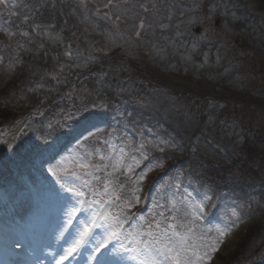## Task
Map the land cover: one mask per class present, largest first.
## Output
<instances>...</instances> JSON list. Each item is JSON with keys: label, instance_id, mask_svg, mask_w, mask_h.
<instances>
[{"label": "rangeland", "instance_id": "obj_1", "mask_svg": "<svg viewBox=\"0 0 264 264\" xmlns=\"http://www.w3.org/2000/svg\"><path fill=\"white\" fill-rule=\"evenodd\" d=\"M18 2L0 0V67L6 61L4 51L9 53L7 57L21 58L25 48L43 50V55L53 57L47 62L53 64L52 70L56 68L51 75L55 88L48 86L46 99L42 96L39 107L22 121L10 120L6 107H0V224L9 225L4 194L16 192V202L25 193L32 199L45 198L50 224L41 231L37 228L35 234L45 236L37 241L50 242L55 250L40 246L43 251L35 256L36 264L43 260L53 264L65 256L66 261H76L82 249H86V260L81 264H98L97 258L105 264H125V257L141 264L142 257L136 252L120 247L135 248L129 239L122 235L118 240H106L112 229L99 216L97 223L105 226L96 228L89 243L77 252L68 254L67 250L93 212L118 217L123 223L121 232L127 235L138 231L140 216L151 219L153 213L156 219L162 212L186 223L193 219L186 215L191 211L188 205L199 203L203 205L199 210L202 219L196 221L194 231L203 236L200 243L208 246L199 250L200 255H208L198 264H226L245 243L251 225L264 221V205L258 206L264 202V10L258 2L43 0L50 6L59 4L64 21L59 26L35 24L31 30L25 24L28 14L21 25L14 17L11 20L21 13ZM79 23L85 27L83 31L77 28ZM198 27L200 33H196ZM238 38L242 47L236 43ZM99 67L109 71L100 74ZM90 76L98 77L96 87L84 89L81 84ZM4 80L0 68V85ZM105 87H112V96L103 94ZM83 92L92 98L88 110L93 117H76L79 122L73 119L63 124L74 106L72 101ZM59 94L65 98L60 101L64 108L47 116L44 101ZM108 104L112 108L107 109ZM100 108L105 115L98 113ZM127 113L148 122L129 124ZM167 130L171 133L165 134ZM184 130L195 133L190 136L199 144L200 156L219 165L221 174L226 172L217 188L200 180L207 168L191 167L180 157L173 159L179 146L184 145L176 155L183 156L186 149L187 144L177 135ZM121 151L124 164L114 169ZM101 156L111 159L101 160ZM62 158H87L98 165L100 170L94 175L99 180L85 177L91 180V190L100 193L110 181L109 193L115 189L120 200L101 209L90 202L108 196H94L83 187L79 190L86 193L84 197L65 191V187L79 186L80 181L58 179L64 175L58 167ZM65 166L72 167L69 163L61 167ZM123 201L133 206L123 207ZM217 227L227 230L222 242L217 240ZM27 231L19 236L23 245L29 242L31 233ZM254 234L250 233L252 239ZM62 239L65 243L61 245ZM100 245L103 247L95 251ZM36 246L34 249L40 248ZM212 247L217 250L211 251ZM247 255L250 258L261 252ZM258 264H264V259Z\"/></svg>", "mask_w": 264, "mask_h": 264}, {"label": "trees", "instance_id": "obj_2", "mask_svg": "<svg viewBox=\"0 0 264 264\" xmlns=\"http://www.w3.org/2000/svg\"><path fill=\"white\" fill-rule=\"evenodd\" d=\"M43 0H19V6L22 8H18V10L21 12H17V15L12 16L11 20L13 21V17L15 20L19 21V24L23 23L24 20L23 17H25L24 14H28L27 22L25 24L29 26V29L31 30L32 27L37 24L39 27H45V25L48 24H57L59 26L62 21H64V16L61 12V8L59 4L52 3V5L45 4V2H42ZM40 6V8H37ZM25 9L26 11H23ZM30 10L29 13L27 11ZM62 14V15H61ZM63 16V17H62ZM49 18V19H48ZM67 24L73 25L70 20L66 21ZM11 24H13L11 22ZM77 28L80 30H84L85 27L79 23L77 24ZM80 32V31H79ZM65 34H68V32L65 31ZM81 34V32H80ZM66 37V36H64ZM30 49L25 48L24 52H22L21 58L19 57H7L8 54L6 51L3 52V57L6 58L5 64L1 66V77L5 78V80L0 85V107L4 105L6 107V111L8 112V117L10 120L14 121H22L24 118L27 119L29 115L31 114V111L35 109L39 101L41 100L42 103V96L46 99V88L48 86H53V72H56V68L52 70L53 64H49L47 61L52 60L53 57L50 55L46 57L44 54V51H38L37 49H33V52L29 51ZM30 54V55H28ZM25 55H28V59L25 60ZM49 55V54H48ZM98 72L101 74L102 70L109 71L105 69L104 67H99ZM53 71V72H52ZM98 77H89L87 81H85L83 84V88L89 87L91 90L92 87H96ZM107 83V82H106ZM112 87H105V90H102L103 94H109L112 96L114 91L111 92ZM40 92H42L40 94ZM51 93V92H50ZM84 94V95H83ZM83 94L78 95L79 97L72 101L73 108L68 110L70 113L68 116H66L65 121L63 124L70 123L68 121H74L77 123L81 118H84L85 116L93 115L90 110H88V105L92 103V98L88 92H83ZM61 94L56 96L57 98H53L49 101H44L45 109L48 111L47 116L50 114H58L57 110L60 108H64L62 105V102L64 101L63 97H60ZM5 102H1L4 101ZM63 100V101H62ZM60 101H62L60 103ZM110 104V103H109ZM106 105L107 109L112 108L111 105ZM39 105V104H38ZM65 109H68L65 107ZM77 111V112H76ZM98 113H102L101 108L98 109ZM67 113V114H68ZM108 113V112H106ZM23 114V115H22ZM105 114V113H104ZM74 115V116H73ZM126 119L129 120V124H135L138 123V125H143L144 123H147L148 120L144 118L137 119L136 116L126 114ZM73 117V118H72ZM75 117V118H74ZM79 118V120L76 119ZM58 122H55L53 124H57ZM165 134L171 133V131L167 130L165 131ZM190 131L184 130L179 131L177 135L181 136V139H183L184 144H187L186 149H184L183 156L176 155L177 152L183 150L182 147L184 145L179 146V149H176L173 155V159L177 160L184 159V162L187 161L191 167L193 166H199L205 169L207 175L204 176L202 180V176H200V180L203 182H208L213 184L214 187H218L221 182H223V176L222 174L226 173L222 171L221 174V168L219 165L215 164L214 162L206 159L203 156H200V146L199 144H196L192 141L194 134H189ZM187 141V142H186ZM200 156V157H199ZM184 157V158H181ZM198 176V177H199ZM240 196L246 197L245 194H240ZM243 197V198H244ZM258 206L264 205V202H259ZM258 212V210H257ZM256 220V219H255ZM250 232L246 237L245 243H242L239 245L238 250L234 255H230L226 264H258L259 262H262L264 259V221L259 222L257 221L256 224H252L249 228ZM253 231V233H257L253 235V239L250 237V233ZM254 242V243H253ZM258 242V244H257ZM247 243V244H246ZM255 250H258L261 252V255L254 256L252 255L250 258L247 255L248 253L254 252ZM263 257V259H262Z\"/></svg>", "mask_w": 264, "mask_h": 264}, {"label": "snow or ice", "instance_id": "obj_3", "mask_svg": "<svg viewBox=\"0 0 264 264\" xmlns=\"http://www.w3.org/2000/svg\"><path fill=\"white\" fill-rule=\"evenodd\" d=\"M143 27V25H141ZM24 35H27L25 33ZM139 35V33H137ZM92 135V133H89ZM115 151V149H113ZM101 160L111 159V157H100ZM69 163L72 167H61ZM135 164H139V161H133ZM124 164V156L121 151L120 156L116 160V163L113 165L115 169L117 165ZM59 170L64 173L63 176H59L57 172H53V175H58V179L64 180L65 177H69L73 180H79L80 185L77 187H65V191L73 194L76 197H84L86 193L79 190L80 187L87 188L89 191H92L90 188L91 180H99L98 176L94 175V172L99 171L100 168L98 165L92 163L87 158H79L71 160L69 158H62L60 161ZM128 171H132V167L127 166ZM151 171V169H149ZM147 173L142 175L139 179L143 180ZM85 177H91V180L85 179ZM110 181H106L104 184V189L102 192L97 193L92 191L94 196H108L107 200L95 199L90 202L91 205H98L99 208L104 209L105 205H112L117 200H120V196L115 195V189H112V193H109ZM62 187L64 185L62 184ZM85 201L80 200L79 203L83 204ZM123 207H132L130 201H123ZM136 203H139V198L136 199ZM157 207H160L157 205ZM188 207L191 211L187 212V216L193 217L192 220L187 221L186 223L180 222L177 220L176 216L165 217L161 212L159 213L160 219H156V213H153V218L145 219L144 216H140L139 220L142 224L138 225V231L133 233H128L124 235L121 232L123 228V223L118 217L111 216V214L104 212H93L92 218L89 219L87 223L82 225V230L77 234V238L72 241V244L68 248V254L77 252L80 248L86 246L89 243V237L93 234L94 230L98 227L107 226L108 229H112L108 232L106 237L107 239H120L121 236H124V239H129L130 243L136 245L135 248L129 249L126 248L123 244L120 247L124 251H134L137 256L142 257L141 264H198L202 261L207 252L204 255H200L199 250L204 247H208L200 243L203 240V236L197 235L194 229L197 227L196 221L202 219V216L199 215V210L202 209L203 205L197 203L196 205L189 204ZM172 210H175V205L173 204ZM76 210L73 209V212ZM71 215V214H70ZM99 216L102 220L105 221V225H100L97 223L96 217ZM171 219L172 222H169ZM112 221L113 223H109ZM215 231L218 234L217 240L222 242L223 237L226 235L225 229L217 227ZM217 240L212 241L213 244H217ZM100 245L96 247L95 251H99ZM216 247H212L211 251H216ZM64 258H67L66 256ZM210 259V256L208 257ZM131 259H136V256L131 257ZM98 264H105V262L97 258Z\"/></svg>", "mask_w": 264, "mask_h": 264}, {"label": "bare ground", "instance_id": "obj_4", "mask_svg": "<svg viewBox=\"0 0 264 264\" xmlns=\"http://www.w3.org/2000/svg\"><path fill=\"white\" fill-rule=\"evenodd\" d=\"M16 192L13 194L3 195L2 198L5 201V207L8 205V212L12 218H17L18 210L14 207V201L15 199L11 198L13 195L15 196ZM21 201H19V204L25 203L26 198L21 197ZM44 203V202H43ZM41 203V204H43ZM45 204H43V209L45 208ZM34 210H32L33 212ZM49 212V209H48ZM37 213V212H36ZM35 213V214H36ZM46 221L50 224L49 218H46ZM10 223V222H9ZM27 224V222H25ZM11 224V223H10ZM16 224V223H15ZM14 223L9 225L0 224V264H36L35 255L38 252L43 251L40 246V242L37 241L39 239L45 240V236H36L35 234L36 230L34 231V228L29 229L32 235L28 234L29 239L25 245H23L22 238L19 237L21 234L18 233L15 229H17V225L15 226ZM33 225V224H32ZM35 226V224H34ZM33 226V227H34ZM39 229L41 226H38ZM34 243H38V249H30L33 248ZM23 245V246H22ZM32 245V246H31ZM44 247V246H42ZM125 264H133L130 262L129 257H125ZM62 259L55 264L62 263Z\"/></svg>", "mask_w": 264, "mask_h": 264}, {"label": "water", "instance_id": "obj_5", "mask_svg": "<svg viewBox=\"0 0 264 264\" xmlns=\"http://www.w3.org/2000/svg\"><path fill=\"white\" fill-rule=\"evenodd\" d=\"M256 2H258L260 8L264 10V0H256ZM196 32H199V28H197ZM237 44L242 46V42L240 40L237 41Z\"/></svg>", "mask_w": 264, "mask_h": 264}]
</instances>
